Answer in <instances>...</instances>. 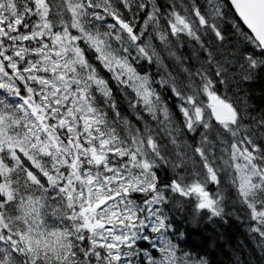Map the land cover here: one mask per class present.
Segmentation results:
<instances>
[{
    "label": "snow or ice",
    "instance_id": "obj_1",
    "mask_svg": "<svg viewBox=\"0 0 264 264\" xmlns=\"http://www.w3.org/2000/svg\"><path fill=\"white\" fill-rule=\"evenodd\" d=\"M0 264H264V0H0Z\"/></svg>",
    "mask_w": 264,
    "mask_h": 264
},
{
    "label": "trees",
    "instance_id": "obj_2",
    "mask_svg": "<svg viewBox=\"0 0 264 264\" xmlns=\"http://www.w3.org/2000/svg\"><path fill=\"white\" fill-rule=\"evenodd\" d=\"M240 239L243 240V237L241 236ZM218 259L222 260V261H226L228 259V257L227 256H219Z\"/></svg>",
    "mask_w": 264,
    "mask_h": 264
}]
</instances>
